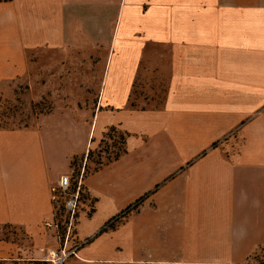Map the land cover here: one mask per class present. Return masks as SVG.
Masks as SVG:
<instances>
[{"label": "crops", "instance_id": "obj_1", "mask_svg": "<svg viewBox=\"0 0 264 264\" xmlns=\"http://www.w3.org/2000/svg\"><path fill=\"white\" fill-rule=\"evenodd\" d=\"M66 52L102 66L94 114L0 128V225L31 244L0 264L50 262L51 187L111 126L63 264H264V0H0V85Z\"/></svg>", "mask_w": 264, "mask_h": 264}, {"label": "rangeland", "instance_id": "obj_2", "mask_svg": "<svg viewBox=\"0 0 264 264\" xmlns=\"http://www.w3.org/2000/svg\"><path fill=\"white\" fill-rule=\"evenodd\" d=\"M68 53L69 52L64 53L62 57L65 58L62 60L64 62L38 61L36 62L37 67H34L33 74H30V77L26 76L24 78L13 79L11 82L0 85L1 129L20 130L24 128H35L41 116L48 115L54 111H68L76 116H82L86 120L91 119V116L94 114V105L98 101L99 87H101L99 78L102 72V66L89 62L88 64L79 65L80 68L82 67V70L78 72L75 69L78 65L70 63L68 55H65ZM101 54L102 53L97 56L91 54L90 56L100 58ZM91 74H95L97 79H92ZM154 89L156 88L154 87ZM118 138V133L116 131L112 133V138L107 141V144H102L100 143L101 141L96 139L91 146H89V148H93V154L90 157L91 160L86 161L83 158L80 159V157H75L72 160V164L70 161V169L67 175H63L69 176L72 183L76 179L79 181L80 173L83 172L84 175V171L86 172L95 166L92 161L98 158L97 154L100 153V156L103 158L122 151L124 147L120 142L121 140ZM85 166L86 168L84 170ZM78 170L79 174L77 178L76 175ZM58 181L51 187V189L55 188L54 191H51V197L52 195L54 196L52 197L51 203L53 219L51 221L46 220L43 224L46 227H55L57 239L59 241L58 247L56 248L61 249L64 247V242L67 238L72 237L74 234L75 220L78 221L84 217V214L80 210H87V207H90L92 202L88 199L80 200V194L85 192L83 187H81V189L77 187L72 191L70 182L68 190L63 191L56 188ZM58 190H60L59 192L62 193V196H58ZM75 193H77V203L74 208V213L72 214L65 208V203L68 198ZM78 213L79 216H77ZM123 213L124 211L120 212L116 216L117 219L123 215ZM114 221H116L115 218L109 222L114 223ZM45 222H48L49 225H46ZM0 240L12 242L18 248H23L25 250L31 245L29 244L30 241L26 233L21 228L13 225L0 226ZM47 257L49 260L50 257L48 255ZM49 263L50 262L47 261L34 262V264ZM1 264L5 263L3 262ZM26 264H33V262L31 263V261H29V263Z\"/></svg>", "mask_w": 264, "mask_h": 264}, {"label": "trees", "instance_id": "obj_3", "mask_svg": "<svg viewBox=\"0 0 264 264\" xmlns=\"http://www.w3.org/2000/svg\"><path fill=\"white\" fill-rule=\"evenodd\" d=\"M117 131V133H118V139H120L121 141V144L123 145V149H122V151L120 152V153H115V154H112V156H105V157H101L100 156V153L99 154H97V156H98V158L96 159V160H93L92 162L95 164V166L92 168V169H90V170H87L86 172L84 171L85 170V168H86V166L84 167V175H83V172L82 173H80V175H79V181L76 179V180H74V182L72 183V181L70 180V182H71V190L72 191H74L75 190V188H79V189H81V187H83V184H82V179L81 178H84L85 176H86V174H90V173H92V172H94V171H97L99 168L101 169L104 165H106V164H108L109 162H111L112 160H115L116 158H118L120 155H123L124 153H126L127 152V147H126V139L128 138V132H124V131H119V130H117L114 126H111V127H109L108 128V130L105 132V134L103 135V137L102 138H100L99 139V141H101L100 143H102V144H107V141L110 139V138H112V133L113 132H116ZM213 145H215V144H213ZM93 154V148H89L88 149V151H87V153H85V154H80V155H73L72 157H71V164H72V160L75 158V157H80V159H85L86 161L87 160H91L90 159V157H91V155ZM78 174H79V170H78V173H77V178H78ZM60 190H58V196H62V193L61 192H59ZM79 194H80V192H79ZM56 196H57V194H56ZM85 199H90L89 198V196H87V194L85 195V192H83V194H80V200H85ZM91 202H92V200H91ZM137 205V203H135L134 205H133V207L132 208H134L135 206ZM127 210H128V207H127ZM5 225H8V224H5ZM108 225V224H107ZM0 226H3V225H0ZM110 227H113V225H111L110 224ZM105 229V227L104 228H102L101 229V231H103Z\"/></svg>", "mask_w": 264, "mask_h": 264}, {"label": "built area", "instance_id": "obj_4", "mask_svg": "<svg viewBox=\"0 0 264 264\" xmlns=\"http://www.w3.org/2000/svg\"><path fill=\"white\" fill-rule=\"evenodd\" d=\"M69 186H70L69 176L63 175L59 178L56 188L61 189L63 191H67ZM54 190L55 188L51 189V191ZM52 197L54 196L52 195ZM76 199H77V193L72 194L65 203V208L69 210L72 214L74 213V208L77 203ZM45 224L49 225L48 222H45ZM73 252H74L73 250L69 251L63 247L61 249L49 250L48 256L50 257L49 260L52 264H63L66 257H68V255Z\"/></svg>", "mask_w": 264, "mask_h": 264}]
</instances>
